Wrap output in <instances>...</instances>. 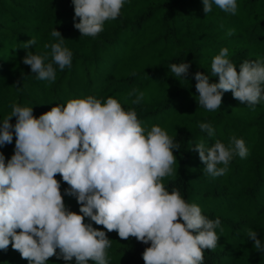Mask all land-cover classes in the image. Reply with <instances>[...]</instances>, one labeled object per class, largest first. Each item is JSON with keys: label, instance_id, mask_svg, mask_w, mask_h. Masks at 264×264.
Masks as SVG:
<instances>
[{"label": "clouds", "instance_id": "9594fccd", "mask_svg": "<svg viewBox=\"0 0 264 264\" xmlns=\"http://www.w3.org/2000/svg\"><path fill=\"white\" fill-rule=\"evenodd\" d=\"M125 0H73L74 27L82 36L96 37L106 21L115 20ZM213 3L226 13L237 12L236 0H203L205 14ZM76 18L79 22H75ZM229 35L232 34L230 30ZM51 36L58 42L45 44L46 57L27 51L23 63L37 79L54 82L57 65L61 71L72 65V52L56 28ZM35 39L25 43L28 49ZM229 50L221 48L212 58L211 75L194 74L198 105L210 112L221 107L224 92L246 103L253 111L264 102V58L244 59L239 65L228 59ZM190 64L171 63L169 71L185 78ZM139 92L132 89L129 95ZM139 92L133 104H139ZM15 117V123L10 121ZM201 131L209 137L215 130L205 122ZM14 153L5 162L0 152V249L11 247L29 264H48L49 258L76 264H109L107 250L111 241L103 226L127 240L135 237L149 244L143 253L144 264H204V250L217 247L219 218L202 215L195 203H187L176 188L162 182L174 175L177 143L161 126L150 130L142 126L134 109H125L118 99L93 95L70 98L51 107L37 118L33 107L11 105V113L0 123V147L11 144ZM204 171L212 177L223 176L234 156L246 158L248 148L233 135L226 146L215 140L212 146L195 145ZM223 165V167H218ZM59 175L68 186L61 191ZM75 198L79 212L66 205L64 197ZM85 218L90 222L85 223ZM222 230V229H221ZM247 236L254 248L264 253V242L256 231ZM59 249V252H57Z\"/></svg>", "mask_w": 264, "mask_h": 264}, {"label": "trees", "instance_id": "16d2710c", "mask_svg": "<svg viewBox=\"0 0 264 264\" xmlns=\"http://www.w3.org/2000/svg\"><path fill=\"white\" fill-rule=\"evenodd\" d=\"M236 2L233 15L214 3L205 14L203 0H125L117 19L106 21L102 32L89 37L74 27L73 0H0V123L11 113L13 103L33 107L38 118L70 98L118 99L126 110L136 111L145 129L159 125L178 144L179 149L173 150L174 177L164 178L168 190L178 189L187 203L195 193L202 215L220 219L217 247L204 250V264H264V253L247 236L252 229L264 242V102L253 111L228 91L221 107L210 112L197 103L194 79L199 71L209 76L210 83L219 82L218 76L211 75V62L224 47L237 72L244 59L264 58V0ZM55 28L72 52V65L63 71L54 65V82L39 80L23 57L32 51L46 57L45 63L51 62V49L44 45L58 42L51 36ZM31 39L35 45L25 49ZM180 62L190 64L184 79L168 68ZM134 88L144 93L139 104L132 103L139 92L129 95ZM201 122L214 128V136L200 130ZM233 135L245 141L247 157L234 156L223 176L206 174L195 145L212 146L220 140L227 146ZM14 147L15 136L11 144L0 147L5 162ZM56 179L63 194L68 186L59 175ZM64 199L70 210L79 212L75 198ZM92 223L112 240L107 250L109 264H144L142 253L150 242L146 245L135 237L123 240L115 231ZM0 264L29 262L10 244L0 249ZM48 264L76 261L53 256Z\"/></svg>", "mask_w": 264, "mask_h": 264}, {"label": "rangeland", "instance_id": "374dc122", "mask_svg": "<svg viewBox=\"0 0 264 264\" xmlns=\"http://www.w3.org/2000/svg\"><path fill=\"white\" fill-rule=\"evenodd\" d=\"M171 178H173L174 176H170ZM168 178V177H165V179ZM164 183V179L162 181ZM194 191H195V187H194ZM190 203H195V193L194 195L192 196V198L190 199Z\"/></svg>", "mask_w": 264, "mask_h": 264}]
</instances>
